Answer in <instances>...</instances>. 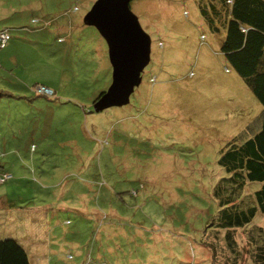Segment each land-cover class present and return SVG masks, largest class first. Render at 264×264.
Instances as JSON below:
<instances>
[{"label":"rangeland","instance_id":"1","mask_svg":"<svg viewBox=\"0 0 264 264\" xmlns=\"http://www.w3.org/2000/svg\"><path fill=\"white\" fill-rule=\"evenodd\" d=\"M95 1L0 0V239L32 264H221L205 246L217 159L258 129L262 106L201 0H131L150 59L128 104L94 111L112 80L107 44L84 21ZM237 241L245 251L239 230Z\"/></svg>","mask_w":264,"mask_h":264},{"label":"trees","instance_id":"2","mask_svg":"<svg viewBox=\"0 0 264 264\" xmlns=\"http://www.w3.org/2000/svg\"><path fill=\"white\" fill-rule=\"evenodd\" d=\"M199 8L210 27H224L220 50L262 106L258 129L245 137H234L219 152L217 163L224 175L213 187L217 215L205 246L218 255L221 264H243L244 255L254 264H264V225L250 224L257 212L264 214V0H201ZM2 31L10 39L8 30ZM9 178V174L0 173V183ZM253 182L260 183L258 189L251 187ZM249 187L250 193H246ZM116 228L111 223L109 231L103 232L108 241L119 236ZM238 230L248 243L245 251L237 241ZM113 247L108 246V250L112 252ZM0 264L32 263L20 243L3 238Z\"/></svg>","mask_w":264,"mask_h":264},{"label":"water","instance_id":"3","mask_svg":"<svg viewBox=\"0 0 264 264\" xmlns=\"http://www.w3.org/2000/svg\"><path fill=\"white\" fill-rule=\"evenodd\" d=\"M130 1L96 0L84 17L105 40L112 68L109 87L93 103L96 112L128 104L150 59V36L130 10Z\"/></svg>","mask_w":264,"mask_h":264},{"label":"built area","instance_id":"4","mask_svg":"<svg viewBox=\"0 0 264 264\" xmlns=\"http://www.w3.org/2000/svg\"><path fill=\"white\" fill-rule=\"evenodd\" d=\"M8 39H9V36H8L6 31L0 32V46L1 47L7 43ZM37 89L40 91H42V90L49 91L47 88H45L43 86H39Z\"/></svg>","mask_w":264,"mask_h":264}]
</instances>
